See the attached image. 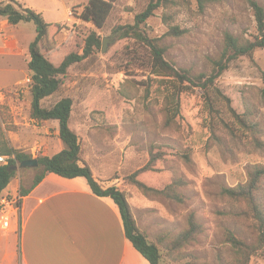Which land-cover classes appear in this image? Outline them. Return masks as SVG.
<instances>
[{"label": "rangeland", "instance_id": "374dc122", "mask_svg": "<svg viewBox=\"0 0 264 264\" xmlns=\"http://www.w3.org/2000/svg\"><path fill=\"white\" fill-rule=\"evenodd\" d=\"M16 1L42 13L49 23L63 24L56 42L65 47V53L78 50L79 38H87L92 32L100 36L101 48L91 58L73 65L59 92L44 100L43 105L51 107L66 97L73 100L70 126L80 137L82 159L95 168L96 177L105 185L126 192L140 231L158 245L163 263L237 264L230 232L249 245L256 243L258 234L253 223L222 195V189L245 183L251 167H264V48L252 58L232 62L217 80L235 112L258 126L255 136L263 143L258 146L250 131L235 125L231 133L219 120L217 136L213 137L201 88L183 93L180 115L173 123L167 122L166 84L151 71L150 49L116 31L134 24L151 0H117L102 29L78 18L89 0ZM250 1L161 0L144 26L177 68L192 75L209 73L228 33L251 40L257 35ZM255 1L264 7V0ZM19 27L23 51L20 54L19 49L10 58L13 67L20 69V79L11 80L0 91V144L7 142L36 159L53 156L62 150L56 134L58 123H38L30 116L28 60L36 27L33 22ZM173 27L178 35L170 34ZM104 40L109 45L106 52L102 51ZM6 58L0 55V67L6 66ZM225 119L233 124L229 115ZM156 154L161 158L139 179L163 189L174 178H182L186 184L178 191L185 197L183 202L145 195L128 181ZM18 171L22 184L29 188L36 168ZM258 196L264 205V179ZM192 215L201 230L194 240L183 243L181 237ZM248 264H264V249Z\"/></svg>", "mask_w": 264, "mask_h": 264}, {"label": "trees", "instance_id": "16d2710c", "mask_svg": "<svg viewBox=\"0 0 264 264\" xmlns=\"http://www.w3.org/2000/svg\"><path fill=\"white\" fill-rule=\"evenodd\" d=\"M201 1V0H200ZM117 0H89L78 18L86 23H92L98 29L106 25ZM161 0H151L146 9L136 16L135 23L119 27L116 31L122 37L134 38L145 44L151 51V71L160 77L166 84V113L167 122L173 123L181 112V95L193 88H201L204 93V109L209 116V127L213 137L220 123L231 133L234 126L250 131L253 141L259 146L263 145L255 133L258 126L251 119L239 115L231 106V99L227 97L217 86L218 78L229 69L232 62L242 58H252L258 49L264 48V7L255 0L250 1L256 20L257 35L251 39H241L228 33L220 57L213 60V70L209 73L192 75L187 70L177 68L166 57V49L159 45V41L149 36L145 29L146 21L154 15L160 7ZM0 16L5 17L10 24L18 25L21 22H33L36 27V38L29 47L28 70L31 77L32 103L30 116L38 123L54 121L59 126V138L64 148L53 156H39V166L32 185L26 188L23 184L20 188L22 197L28 195L31 190L41 183L48 174H57L64 178L73 179L83 177L88 181L93 192L101 197H110L118 205L124 221L127 238L134 247L151 263L164 264L160 248L150 242L140 231L134 217L131 205L125 191L115 185H105L94 174L90 164L82 159L80 137L70 126V118L73 110V100L70 97L62 98L51 107H44L43 102L59 92L64 78L70 68L84 60L91 58L96 49H100L102 42L97 32H92L87 38H79L76 42L77 51L65 53V47L58 45L56 36L61 31V22L49 23L42 13L29 8L16 0H0ZM170 34H179L173 27ZM264 83V72L262 74ZM232 118L230 125L225 117ZM0 155L10 156L8 164L0 165V198L8 187L18 170L12 168L22 162L33 159L32 156L23 153L8 145L0 144ZM14 156V157H12ZM161 156L152 155L148 165L139 169L128 177V181L136 186L145 195H162L176 202H183L185 197L178 191L186 182L182 178H174L163 189L149 186L139 179V176L150 170L151 164ZM185 158L189 159L188 155ZM264 179V167L256 165L248 171V179L245 183L236 187H224L222 195L236 205L240 214L249 219L257 231L258 238L254 245H249L238 238L234 232H230L229 240L233 244L237 256V264H248L250 259L264 249V205L258 196L261 182ZM21 205V203H20ZM200 226L192 215L189 227L183 233L181 241L189 243L200 232Z\"/></svg>", "mask_w": 264, "mask_h": 264}, {"label": "crops", "instance_id": "0c3cea01", "mask_svg": "<svg viewBox=\"0 0 264 264\" xmlns=\"http://www.w3.org/2000/svg\"><path fill=\"white\" fill-rule=\"evenodd\" d=\"M22 23L12 25L0 16V55L7 56L6 66L0 67V91L20 79V69L13 67L10 56L19 49L22 54L18 35ZM59 142L63 149L60 138ZM21 185L18 171L1 197L20 195ZM0 264L151 263L127 238L121 211L112 198L96 195L83 177L68 179L52 173L23 197L7 229L0 223Z\"/></svg>", "mask_w": 264, "mask_h": 264}, {"label": "built area", "instance_id": "2783aa9c", "mask_svg": "<svg viewBox=\"0 0 264 264\" xmlns=\"http://www.w3.org/2000/svg\"><path fill=\"white\" fill-rule=\"evenodd\" d=\"M10 159V156L0 155V165L8 164ZM22 199L21 195L16 197L7 195L0 198V223L3 229H7L10 226L11 215L14 211L19 210Z\"/></svg>", "mask_w": 264, "mask_h": 264}, {"label": "water", "instance_id": "95a60500", "mask_svg": "<svg viewBox=\"0 0 264 264\" xmlns=\"http://www.w3.org/2000/svg\"><path fill=\"white\" fill-rule=\"evenodd\" d=\"M108 49H109V45L106 42V40H104L102 51L106 52V51H108ZM38 166H39V161L36 158H33V159H28V160L22 162L20 165L14 166L12 169L13 170H20L23 168H37Z\"/></svg>", "mask_w": 264, "mask_h": 264}]
</instances>
